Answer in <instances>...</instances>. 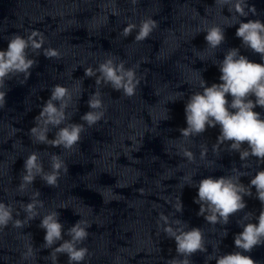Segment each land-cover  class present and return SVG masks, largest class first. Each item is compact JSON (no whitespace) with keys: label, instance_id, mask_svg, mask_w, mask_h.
Returning a JSON list of instances; mask_svg holds the SVG:
<instances>
[{"label":"clouds","instance_id":"clouds-1","mask_svg":"<svg viewBox=\"0 0 264 264\" xmlns=\"http://www.w3.org/2000/svg\"><path fill=\"white\" fill-rule=\"evenodd\" d=\"M219 5L228 4L229 12H235L240 17H247L249 12L256 15L254 5H249L247 0H236L232 4V0H215ZM248 8V12H245ZM157 26L154 20L142 22L139 34L136 40H144L152 32V29ZM228 27L233 25L229 23ZM133 25H129L124 29V35L127 36ZM38 31H33L28 40L14 35L9 41L6 50H0V87L3 86L4 79L9 74L24 73L27 77L30 75L28 69L35 63L33 60L27 59L25 49L31 47L39 49L43 43L42 38L37 41L34 37L40 36ZM236 37L239 38L245 46L253 52L261 56L264 61V22L259 19L240 21L236 29ZM225 40V32L220 26H213L206 29L205 41L211 48L218 47ZM239 49L233 48L228 51L225 58L219 65L221 73L219 80L222 83H213L207 86V82L200 79V87L202 92H195L189 97L188 103L185 105V115L188 127L181 129L184 136L192 133H201L206 131L208 127H216L219 125V135L217 140L219 143L231 141V149L240 151L242 144H247L248 148L240 151V159L245 160L249 156H255L258 160L264 161V118H261V113L254 111L260 107L264 109V63H256L250 61L243 55H238ZM59 53L55 49H47L45 56L48 58L58 57ZM238 57V58H237ZM123 66L119 68L111 66V62L101 64L99 71L104 75L105 80L111 81L117 89L124 88L125 95L132 96L135 92V84L132 82L133 73L128 71L125 75L128 77L127 83H122L123 76L117 75L118 71H122ZM93 75L92 69H85V76ZM67 89L59 85L54 87L52 99H61L66 94ZM4 93L0 92V107L4 104ZM227 96H231L229 103ZM255 97L253 100L251 97ZM100 102L91 101L90 107H99ZM47 115V123L59 124L62 113L58 112L56 107L49 100L41 112V116ZM102 115V114H100ZM40 117H37L39 119ZM82 119L88 122L89 125L94 124L99 115L89 112ZM81 125H72L71 128H63L58 133V139L52 141L54 146L63 144L66 148H70L80 139ZM35 134L37 129H31ZM46 131V129L44 130ZM39 139L45 141L46 137L41 133ZM186 156L191 159V153L186 152ZM53 168L59 169L61 164L54 157ZM37 156L32 154L25 162V167L29 174L23 177L26 183H31L33 176L31 170L39 166L36 164ZM44 179L49 186H56L57 173L46 175ZM250 186L256 189L258 199L264 205V170L258 171L250 180ZM241 193L251 195V188L245 189L239 183H233L232 178L219 177L213 179L207 177L199 182L197 196L194 198L195 203H205L208 205V211L211 215L205 219L215 224L222 222L227 224L228 218L238 211L243 210L246 204L243 202ZM35 203H30L25 210L29 213H34ZM204 208L201 207L199 214H202ZM57 214L52 213L43 218L40 227L45 229L44 241L45 247L49 248L52 244L62 239L63 225L56 219ZM10 213L3 210V205H0V226H6L10 219ZM32 218L31 216L29 217ZM84 224L85 227H81ZM20 227L21 222L17 221L14 225ZM86 227H90L84 221H78L72 228L68 230V235L71 236L70 241H65L57 247L52 253L55 260L56 253H67L69 264L72 262L83 261L88 254L87 248L75 247L76 242L83 241L88 237ZM171 232V229H166ZM264 209L258 217V224L249 223L243 226V231L239 232L234 237V245L236 248L242 249L243 252H251L256 246L264 244ZM176 250L178 253L193 254L198 250L203 251L202 231L199 228H194L190 232L181 233L175 237ZM31 253V248H29ZM172 264H178L173 261ZM183 264H188V261H183ZM217 264H257V261L251 256H246L242 252H234L226 254L217 260Z\"/></svg>","mask_w":264,"mask_h":264}]
</instances>
